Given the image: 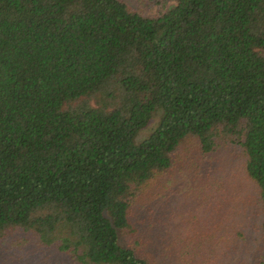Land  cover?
Segmentation results:
<instances>
[{
	"label": "trees",
	"instance_id": "16d2710c",
	"mask_svg": "<svg viewBox=\"0 0 264 264\" xmlns=\"http://www.w3.org/2000/svg\"><path fill=\"white\" fill-rule=\"evenodd\" d=\"M138 2L0 0V239L73 264H217L207 233L171 252L129 218L191 140L240 149L264 248V0ZM192 168L190 190L215 194Z\"/></svg>",
	"mask_w": 264,
	"mask_h": 264
},
{
	"label": "rangeland",
	"instance_id": "374dc122",
	"mask_svg": "<svg viewBox=\"0 0 264 264\" xmlns=\"http://www.w3.org/2000/svg\"><path fill=\"white\" fill-rule=\"evenodd\" d=\"M124 1L132 8L139 6L138 0ZM145 10L153 15L156 8L150 5ZM159 117L157 113L136 142L156 128ZM175 163L174 169L161 177L162 182H169L166 190L155 188L133 203L129 215L133 225L147 237L169 244L171 252L183 250L181 246L198 249L205 232L222 248L223 257L217 264H264L258 191L244 173L240 149L218 145L212 153L203 154L196 141L187 140ZM192 167L205 174L201 179L221 183L215 194L205 193L203 184L201 190H190L195 179ZM0 264L73 263L33 234L9 230L0 239Z\"/></svg>",
	"mask_w": 264,
	"mask_h": 264
}]
</instances>
